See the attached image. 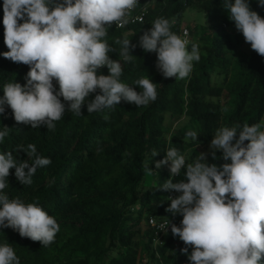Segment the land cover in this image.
Returning a JSON list of instances; mask_svg holds the SVG:
<instances>
[{
    "label": "trees",
    "instance_id": "trees-1",
    "mask_svg": "<svg viewBox=\"0 0 264 264\" xmlns=\"http://www.w3.org/2000/svg\"><path fill=\"white\" fill-rule=\"evenodd\" d=\"M248 2L264 17V7L258 0ZM223 4L224 0H154L144 21L108 29L105 39L116 49L109 56L121 62V82L138 92L141 89L134 81L139 78L148 76L157 84L158 97L147 106L121 101L113 109L88 113L86 102L82 115H76L67 110V102L60 97L66 110L54 130L44 125L33 129L18 124L12 113L0 116V129L5 125L11 128L0 142V152L12 151L14 158L31 163L27 153L16 148L34 144L37 154L52 161L37 169L31 185L20 184L15 169L7 178L9 187L4 191L9 199L37 203L60 226L54 242L47 247L22 238L11 228L0 229V245L13 247L20 264H143L145 259L155 264H179L181 259L190 264L192 246L172 233L156 249L152 246L157 234L148 226L150 217L168 218L177 226L183 218L166 212L169 194L159 188L170 178V170L167 165L156 169L155 161L164 159L166 150L175 147L184 156L193 150L192 159L204 153L208 164L220 167L231 162L223 159L222 151L211 148L198 152L196 147L210 143L220 127L251 125L264 119V57L252 49L239 50L244 37ZM188 8L204 14L199 20V33L191 34L188 44L189 51L193 43L199 45L201 58L193 62L189 77L165 78L156 67V54L144 52L139 38L159 17L175 18L172 31L180 35ZM124 37L137 45L131 51L135 56L131 62L121 59L120 45L115 44ZM7 51L0 0V98L6 83L25 85L30 70L27 65L5 59L2 54ZM98 74L108 75L109 70L102 67ZM55 87L59 91V86ZM96 94H90L88 100ZM228 101L231 109L226 112ZM104 114L109 116L107 121ZM188 131L197 132L198 140L187 137ZM152 150L159 152L156 157H152ZM145 161L154 171L152 175L159 176L154 177V184L144 170ZM185 247L187 254L181 251ZM260 264H264V258Z\"/></svg>",
    "mask_w": 264,
    "mask_h": 264
},
{
    "label": "clouds",
    "instance_id": "clouds-1",
    "mask_svg": "<svg viewBox=\"0 0 264 264\" xmlns=\"http://www.w3.org/2000/svg\"><path fill=\"white\" fill-rule=\"evenodd\" d=\"M138 4V0H3L4 43L9 51L2 55L30 70L25 85L9 82L3 86L0 116L10 108L16 123L54 130L55 122L64 116V102L76 115H82L86 102L88 113L113 109L121 101L137 107L154 102L157 84L148 76L134 81L139 92L121 82V62L110 58L109 53L116 49L105 39L113 24L122 28L129 23ZM258 4L264 7V0ZM223 6L245 42L264 57V17L251 9L248 0H224ZM175 23V18H156L151 29L140 36L139 46L156 54V67L163 77L185 79L193 62L201 58L199 45L193 43L189 51V41L172 31ZM115 44L120 45L119 56L124 62L135 58L131 51L137 45L130 39H117ZM105 66L109 74H98ZM93 93L97 94L89 101ZM103 119L107 121L109 116L104 114ZM10 131L6 125L0 129V142ZM186 136L198 140L195 131ZM210 147L222 151L223 159L231 162L217 167L208 164L206 154L201 153L187 163L175 147L166 150L164 159L155 161L156 169L167 165L170 170V178L159 189L180 193L167 197L170 206L166 212L183 217L180 226L171 223V233L192 246L190 264H260L264 258V119L218 128ZM16 151L26 152L32 162L14 158L12 151L0 152V229L11 228L22 238L47 247L60 230L56 219L37 203L9 199L4 190L9 187L11 169L20 184L31 185L37 169L52 161L37 154L34 144L17 146ZM158 153L152 150L151 155ZM212 156L215 159V151ZM143 167L146 174H153L147 161ZM183 169L186 180L173 182L172 177ZM169 224L167 219L160 228L166 231ZM181 251L188 253L187 247ZM0 264H20L8 243L0 245Z\"/></svg>",
    "mask_w": 264,
    "mask_h": 264
},
{
    "label": "rangeland",
    "instance_id": "rangeland-1",
    "mask_svg": "<svg viewBox=\"0 0 264 264\" xmlns=\"http://www.w3.org/2000/svg\"><path fill=\"white\" fill-rule=\"evenodd\" d=\"M204 14L200 13L199 11H196L194 10V8H188L187 11L185 12L184 16H183V22H182V27L183 28H188L191 32V34L193 35L194 33H199V30H200V23H199V20L201 19V16H203ZM239 50L241 51H244V52H248L251 50V47L248 43H246L245 41L242 43V46L239 48ZM224 103H225V100H224ZM226 109V112L229 111L231 109V104L227 103V105L224 107ZM224 109V110H225ZM210 143H207V144H199L195 150H197L198 152H204L208 149H211L210 147ZM192 153H193V150H188L185 154V158H186V162L187 163H192L195 161V159H192ZM186 172V169H183L181 171V174H180V177H179V181L180 180H186V177L184 175V173ZM147 176L150 177V184H154L155 182V179H158L159 176H153V175H148ZM155 177V179H154ZM178 180V179H177ZM180 195V193L178 194ZM176 195V196H178ZM144 225H141V228L145 229V226L143 227ZM170 233H163L161 234H157V237L159 238H156L153 240V244L152 246L156 249L157 245H160L159 244V241H164V239L169 235ZM148 260V259H147ZM146 259L144 260V263L143 264H155L153 262H150V261H147ZM179 264H185V262L183 263L181 259H179Z\"/></svg>",
    "mask_w": 264,
    "mask_h": 264
},
{
    "label": "built area",
    "instance_id": "built-area-1",
    "mask_svg": "<svg viewBox=\"0 0 264 264\" xmlns=\"http://www.w3.org/2000/svg\"><path fill=\"white\" fill-rule=\"evenodd\" d=\"M152 0H138V6L131 12L130 18H129V23L127 25H125L124 27L128 26V25H133L137 22H142L144 21L145 17H146V13L148 11V8L151 4ZM111 27H114L116 29H121V27H117L115 24H113ZM122 27V28H124ZM187 32V36H184V33ZM180 36L182 38L187 39L189 42L191 40V33L190 30L188 28H182L181 34ZM54 85L57 86L58 84L55 83V81H53ZM6 112L7 114H11V109L10 108H6ZM179 176L173 177V179H177L179 178ZM169 196L172 197H176V195H178L179 193H176L174 191H168ZM168 218H161V219H157L155 217H150L148 220V223L150 225V227L154 228L155 233L156 234H163V233H171V221L169 220L170 224L167 228L166 231H163L160 228V225L162 223H164ZM159 238V237H157ZM159 244H162V241H159Z\"/></svg>",
    "mask_w": 264,
    "mask_h": 264
}]
</instances>
